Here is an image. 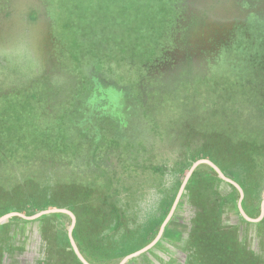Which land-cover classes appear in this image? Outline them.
I'll return each mask as SVG.
<instances>
[{
  "label": "rangeland",
  "instance_id": "rangeland-1",
  "mask_svg": "<svg viewBox=\"0 0 264 264\" xmlns=\"http://www.w3.org/2000/svg\"><path fill=\"white\" fill-rule=\"evenodd\" d=\"M139 1L131 22H149L154 33L159 21L167 24L143 61L134 38L124 35L131 32L117 38L118 0H0V146H22L18 156L0 157V218L68 209L85 258L86 246L95 259L104 254L96 216L106 203L97 208L94 200L102 176L112 169V178L131 174L138 159L167 162L181 185L200 159L225 174L236 154L232 115L257 100L263 85L251 73L263 50L257 24L264 23V0ZM190 160L188 169L176 166ZM203 165L194 171L201 176L189 179L166 239L126 264H212L198 259H219L230 246L248 250L244 264H264V225L240 216L232 184L221 179L235 203L216 196L205 211L204 200L220 184L210 176L220 177L210 165L203 176ZM16 218L23 219L0 225V264H83L70 242V215ZM206 218L214 229L201 233L195 225L184 235Z\"/></svg>",
  "mask_w": 264,
  "mask_h": 264
},
{
  "label": "trees",
  "instance_id": "trees-1",
  "mask_svg": "<svg viewBox=\"0 0 264 264\" xmlns=\"http://www.w3.org/2000/svg\"><path fill=\"white\" fill-rule=\"evenodd\" d=\"M118 2L120 5L118 6L120 22L116 27L120 32L117 34V38L124 33H128V31L131 32V34L124 35H129L131 39L134 38L133 42L135 43V48L141 55L140 57H137L136 60L143 61L142 58L148 57L147 54L153 55L154 52L148 43L155 42L158 37L159 39L162 38L159 34L167 30V24L163 20L159 21V28L154 33L152 31L151 23L137 20L138 18L135 19L137 20L136 22H131V19L128 17V13H130V11L133 12V9H135L138 6V3H140L139 0H118ZM115 22H117V20H115ZM262 23L257 24V27L263 28L264 32V23ZM133 42L131 43L132 45H134ZM262 47V51L256 52V68L251 73L253 80L257 79L256 81H260V79L263 78L262 89L260 90L259 87L257 100L248 102L243 109L240 107L241 104L236 107L237 112L232 115L231 119V126L234 127V130L229 135V144H231L230 146L236 154H234V158L228 166L222 167L225 174L239 183L244 189L245 198L243 201V207L246 213L252 218H257L260 215V202L264 197V182L262 183V179H264V44ZM126 50L129 51V49ZM133 53L136 54L135 52ZM148 69L149 68H146L144 71H147ZM241 109L242 111H240ZM5 138L7 137L5 136ZM6 141L7 145L0 146V157H4L6 154H12L11 156L13 158L18 156L22 146L10 143L9 140ZM247 142L248 145L245 144ZM43 146L46 147L45 145ZM29 147H33L32 150L34 151L39 148H34V143L29 144ZM32 150H30L28 156L25 157L31 158L34 152H32ZM238 150L240 152H238ZM136 162L134 169H131V174L127 175L121 172L120 176L112 178L110 176L111 171H113L112 169L108 171V176H102L100 180L102 190L98 191L94 200L97 201V208L100 207L98 204L104 201L106 207L100 208L99 211H102V213L96 216L97 222L102 225L98 226L100 232L96 235V238L102 241L101 246L104 248V254L95 259V257L91 256V249L88 246H86V249H81L87 260L92 263L117 264L128 254H131L150 243L158 235L163 222L172 208L181 185V181L175 175L176 173L173 174L175 168L166 164L167 162H159L158 159L156 161H148L145 163H141V159H138ZM191 162V160L189 162H178L176 166L188 169ZM202 167H205L208 170L203 173V176L209 175L211 167L208 165H203ZM97 168L98 167L95 169ZM103 170L104 169H102V171ZM199 176L201 175L199 174L198 169L194 173L193 178ZM210 177L218 182L220 181V184H215L212 194L210 195L209 192L206 200H204L205 204L203 207L205 211H207L209 204L214 202V197H224L226 195L225 190H227L226 186L221 185L223 182L216 174ZM0 180H2V178H0ZM231 187L236 189L234 186ZM149 190L156 193V199L148 213L140 214L134 210V205L141 200ZM102 196H105V200ZM225 197L227 198L222 202L223 205L231 202L234 204L236 201L235 198L230 201L229 196ZM250 201H252V204H249ZM176 214H174L173 218L167 225L162 239H166L167 232H169L173 221H175L177 217ZM221 217L220 211L219 214L215 216L216 225L221 223ZM121 218L127 221L125 227L122 226L123 221H121ZM14 221L19 222L24 220L16 218ZM134 222H137V224L140 225L138 227H132L131 223ZM195 225L201 233H207V231L214 229L215 224H210V222H207L206 218L205 223L202 222L201 226L194 224L192 233L196 230ZM262 225H264V223H259L257 226L261 227ZM235 226L237 227V225ZM141 237L142 240H139ZM74 238L81 245L77 229L74 231ZM68 240L69 238L67 236V241ZM230 247L231 248H228L229 252H222L219 259L204 254L203 257L198 259V261L199 263L205 262L203 260L207 259L206 261H210L212 264L248 263V250H234L235 248L233 246ZM212 253L213 252H211V254ZM238 253L246 258L240 260L239 257H237ZM212 255L215 254L213 253ZM259 257L257 256L254 259L259 260Z\"/></svg>",
  "mask_w": 264,
  "mask_h": 264
},
{
  "label": "water",
  "instance_id": "water-1",
  "mask_svg": "<svg viewBox=\"0 0 264 264\" xmlns=\"http://www.w3.org/2000/svg\"><path fill=\"white\" fill-rule=\"evenodd\" d=\"M201 164H208L210 165L212 168H214L217 172V174L219 175L220 179H222L223 181L225 182H228L230 184H232L233 186H235V188L239 191V194H240V197H239V200H238V210H239V213L241 214V216L248 222L250 223H257V222H260L263 218H264V199L262 200V203H261V212H260V215L258 218H252L250 217L244 207H243V201H244V198H245V192H244V189L234 180H232L231 178L227 177L221 170L218 166H216L212 161H210L209 159H200L198 160L197 162L194 163V165L191 167V169L189 170V172L187 173L181 187H180V190L176 196V199L174 201V204L167 216V218L165 219V221L163 222L160 230H159V233L158 235L155 237L154 240H152L148 245L144 246L143 248H141L140 250L136 251V252H133L129 255H127L126 257L123 258V260L119 263V264H126L128 261H130L131 259H134L135 257H138L140 256L141 254H144L145 252L149 251L151 248H153L155 245H157V243L161 240V238L163 237L164 233H165V230H166V227L167 225L169 224V222L171 221L174 213L176 212L177 208H178V205H179V202L183 196V193H184V190L186 188V185L189 181V179L191 178L192 174L194 173L195 169L201 165ZM54 213H65V214H68L71 216L72 218V225H71V228H70V231H69V238H70V242H71V245L73 247V250L74 252L76 253V255L78 256L79 260L83 263V264H91L89 263L86 258L82 255V253L80 252L75 240H74V237H73V229H74V226L76 224V217L75 215L73 214V212H71L70 210L68 209H49V210H44L42 212H39L38 214H35L33 216H27L23 213H20V212H10L8 214H5L4 216H2L0 218V225L2 222L8 220L9 218L11 217H20V218H23L25 220H29V221H34V220H37L39 219L40 217L42 216H45V215H49V214H54Z\"/></svg>",
  "mask_w": 264,
  "mask_h": 264
},
{
  "label": "clouds",
  "instance_id": "clouds-1",
  "mask_svg": "<svg viewBox=\"0 0 264 264\" xmlns=\"http://www.w3.org/2000/svg\"><path fill=\"white\" fill-rule=\"evenodd\" d=\"M155 199L156 193L149 190L147 194L134 205V210L140 214L148 213L151 210Z\"/></svg>",
  "mask_w": 264,
  "mask_h": 264
},
{
  "label": "crops",
  "instance_id": "crops-1",
  "mask_svg": "<svg viewBox=\"0 0 264 264\" xmlns=\"http://www.w3.org/2000/svg\"><path fill=\"white\" fill-rule=\"evenodd\" d=\"M237 207H238V203H237ZM238 212H239V210H238ZM239 214H240V213H239ZM240 216H241V214H240ZM241 217H242V216H241ZM259 223H264V220L262 219L260 222L253 223V224L258 225ZM192 224H193V223L191 222L190 228H189L188 230H186V232H185L184 235H187V236L192 235V229H193ZM235 228H237V227L235 226ZM238 241L242 242V241H243V238L240 237V239H239ZM240 244H241V243H240ZM247 252H248V251H247ZM262 256H263L262 260L264 261V255L262 254ZM260 257H261V256H260Z\"/></svg>",
  "mask_w": 264,
  "mask_h": 264
}]
</instances>
